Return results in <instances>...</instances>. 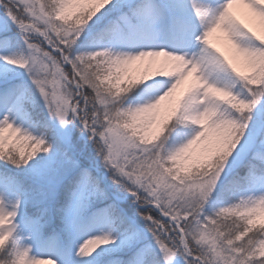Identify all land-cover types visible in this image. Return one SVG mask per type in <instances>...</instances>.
<instances>
[{
	"label": "snow or ice",
	"instance_id": "snow-or-ice-1",
	"mask_svg": "<svg viewBox=\"0 0 264 264\" xmlns=\"http://www.w3.org/2000/svg\"><path fill=\"white\" fill-rule=\"evenodd\" d=\"M0 264H264V0H0Z\"/></svg>",
	"mask_w": 264,
	"mask_h": 264
}]
</instances>
